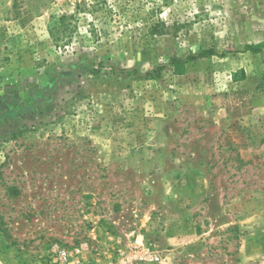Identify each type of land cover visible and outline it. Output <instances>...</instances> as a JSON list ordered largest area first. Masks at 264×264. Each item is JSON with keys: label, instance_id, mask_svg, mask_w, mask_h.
Here are the masks:
<instances>
[{"label": "rangeland", "instance_id": "1", "mask_svg": "<svg viewBox=\"0 0 264 264\" xmlns=\"http://www.w3.org/2000/svg\"><path fill=\"white\" fill-rule=\"evenodd\" d=\"M261 42L264 0H0V264H264Z\"/></svg>", "mask_w": 264, "mask_h": 264}, {"label": "trees", "instance_id": "2", "mask_svg": "<svg viewBox=\"0 0 264 264\" xmlns=\"http://www.w3.org/2000/svg\"><path fill=\"white\" fill-rule=\"evenodd\" d=\"M60 20V19H59ZM150 35H154V36H162V35H167L170 34V31L168 30V27H162L159 28L158 25H152L149 31ZM264 51V42L258 43V44H251V45H247L245 47V49L242 51L244 53L250 52L252 54H261ZM231 51H227L225 53H222L221 55H218V53L213 50V49H208V50H202L198 53H191L189 56L183 58V57H173L170 59L169 63L166 65H160L155 69V73L154 72H149L146 74V76H155L157 74V76L160 74V72L163 69H171L174 76H183L186 74V70H187V65L189 63H193L196 62L200 59H205V58H211L214 56H220L222 58H224L227 53H230ZM101 66H103V64L101 63ZM95 74L97 73V71H93ZM235 80L236 81H242L244 80V74L243 72H237L235 75Z\"/></svg>", "mask_w": 264, "mask_h": 264}, {"label": "built area", "instance_id": "3", "mask_svg": "<svg viewBox=\"0 0 264 264\" xmlns=\"http://www.w3.org/2000/svg\"><path fill=\"white\" fill-rule=\"evenodd\" d=\"M64 259H66V253L64 251H60L59 252V258H58L60 264L64 263V261H65Z\"/></svg>", "mask_w": 264, "mask_h": 264}]
</instances>
